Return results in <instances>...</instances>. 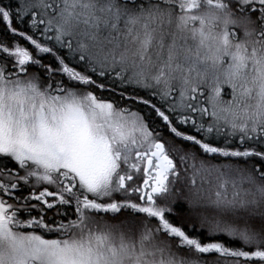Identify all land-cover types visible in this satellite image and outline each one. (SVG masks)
Segmentation results:
<instances>
[{
    "label": "snow or ice",
    "instance_id": "obj_1",
    "mask_svg": "<svg viewBox=\"0 0 264 264\" xmlns=\"http://www.w3.org/2000/svg\"><path fill=\"white\" fill-rule=\"evenodd\" d=\"M0 264H264V0H0Z\"/></svg>",
    "mask_w": 264,
    "mask_h": 264
}]
</instances>
